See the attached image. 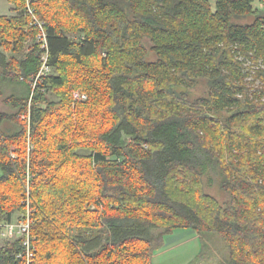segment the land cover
Wrapping results in <instances>:
<instances>
[{"label": "trees", "instance_id": "trees-1", "mask_svg": "<svg viewBox=\"0 0 264 264\" xmlns=\"http://www.w3.org/2000/svg\"><path fill=\"white\" fill-rule=\"evenodd\" d=\"M7 1L16 15H0V101L12 109L0 112V219L31 211L32 264H153L179 229L219 235L229 251L220 264H264L256 0H33L53 70L36 87L46 50L25 52L38 31L26 0ZM251 76L262 84L254 93ZM201 81L209 94L192 102ZM210 173L227 204L206 191ZM22 253L21 241L5 242L0 264H27Z\"/></svg>", "mask_w": 264, "mask_h": 264}, {"label": "rangeland", "instance_id": "rangeland-1", "mask_svg": "<svg viewBox=\"0 0 264 264\" xmlns=\"http://www.w3.org/2000/svg\"><path fill=\"white\" fill-rule=\"evenodd\" d=\"M209 1L213 5V7H215L216 0ZM261 2L262 0H256L255 7L259 8V4ZM8 7H10V5L6 0H0V14L7 13L5 11ZM14 8L15 7L13 6V9ZM8 13L9 14L2 16L13 17L14 15H16L14 11H12V13ZM40 21L44 24L45 27V23L42 20ZM238 21L241 23H247L251 22V19H240ZM24 33L30 35V29L25 30ZM36 35L38 36V32ZM37 36L35 38V42L30 39L25 43V52H27L28 48H30V44L36 43L39 45ZM8 56L9 58H11V56H16V52L12 54L8 52ZM52 71L53 70H50L49 74ZM246 82L251 88L252 93L260 89L262 86L261 81L256 80L253 76L248 77V79H246ZM7 86L8 85H6L7 94L13 93L12 87ZM209 90V83L207 81H201L195 89L189 92L191 101L193 102L197 99L207 97L209 94ZM49 100H54V98L51 96ZM262 102H264V99H262ZM0 111L11 112L12 109L6 107L0 101ZM205 185L206 191L214 197L218 198L222 204H227L229 202L230 196L229 194L221 191L220 178L218 175H216V173H210L205 177ZM159 233L160 231H157L155 235H158ZM201 239H199L197 232L192 229L175 230L170 235L164 237V246H162L157 251L155 255L156 258H153V264H220L227 261L229 257V251L223 239L219 235L206 234L203 235ZM3 244L4 243L0 241V247ZM203 245H205V253L203 254V256H201Z\"/></svg>", "mask_w": 264, "mask_h": 264}, {"label": "built area", "instance_id": "built-area-1", "mask_svg": "<svg viewBox=\"0 0 264 264\" xmlns=\"http://www.w3.org/2000/svg\"><path fill=\"white\" fill-rule=\"evenodd\" d=\"M33 0H26V12L29 16L32 17V24L38 31V42L41 49L46 50V53L42 57L43 65L36 76L33 79V87H36L37 84L41 83L43 78L47 76L50 72V68L47 66L48 63V43H47V32L44 27V24L38 19L33 8ZM260 9H264V0L259 4ZM87 96L81 92H76L74 94L75 101H85ZM31 211L28 210L25 217L22 219L15 218L12 222H5L0 219V241L5 242H16L21 241V245L24 248V253L19 257L24 256L27 259V264H32L33 260L36 257V249L33 246L32 238V220L30 217Z\"/></svg>", "mask_w": 264, "mask_h": 264}, {"label": "crops", "instance_id": "crops-1", "mask_svg": "<svg viewBox=\"0 0 264 264\" xmlns=\"http://www.w3.org/2000/svg\"><path fill=\"white\" fill-rule=\"evenodd\" d=\"M7 1V0H6ZM7 3H9L8 1H7ZM9 5H10V7H8L7 9H6V11L5 12H7V13H4V14H0L1 16L2 15H7V14H9L8 12H11L12 13V11H13V6L9 3ZM0 112H4V111H0ZM198 237H199V239H201L202 237L201 236H199L198 235ZM154 258H156V256H154Z\"/></svg>", "mask_w": 264, "mask_h": 264}]
</instances>
